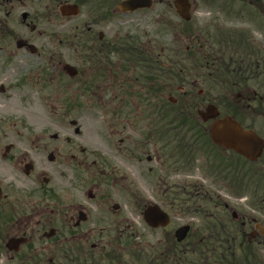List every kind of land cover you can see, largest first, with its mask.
Returning a JSON list of instances; mask_svg holds the SVG:
<instances>
[{
  "label": "flooded vegetation",
  "instance_id": "1",
  "mask_svg": "<svg viewBox=\"0 0 264 264\" xmlns=\"http://www.w3.org/2000/svg\"><path fill=\"white\" fill-rule=\"evenodd\" d=\"M73 3L83 23L75 38L58 40L63 51L50 53L32 37L37 0H2L14 16L0 18V264H97L106 246L92 240L121 212L113 198L123 191L140 208L131 176L143 182L149 164L155 163L147 173H165L169 189L193 190L187 201L208 195L199 182H168L172 173L191 172L201 144L219 155L203 153L206 174L226 195L216 198L219 214L205 217L219 231L187 223L196 233L193 250L264 264V0H188V20L176 0ZM17 12L30 29L26 40L40 46L34 54L17 46L9 27ZM181 29L190 31V45L164 48V30ZM197 29L205 32L204 45L196 43ZM34 58L46 66L34 67ZM201 58L203 75L195 71ZM165 61L190 63L187 74L177 75L174 102L165 97ZM211 105L218 118L231 117L258 137L256 159L209 144L214 120L203 114ZM40 106L49 113L38 122ZM162 193L173 195L176 212L180 193ZM182 225L161 230L174 237Z\"/></svg>",
  "mask_w": 264,
  "mask_h": 264
},
{
  "label": "rangeland",
  "instance_id": "2",
  "mask_svg": "<svg viewBox=\"0 0 264 264\" xmlns=\"http://www.w3.org/2000/svg\"><path fill=\"white\" fill-rule=\"evenodd\" d=\"M50 0H37L36 6L38 7L39 13L36 15H31V18L34 20V24L37 25V32L32 34V37L35 39V41H39V44H42L45 46L46 49L50 50V53L54 51V48L56 51L61 52L63 51V47H56L57 44L56 40L64 38L65 36H70V34H74L76 32V28L83 23V18L81 16H78L76 18H62L58 12V7H54L51 12L50 10H47L45 8L46 4L49 3ZM64 1L69 0H55L54 4H59ZM208 10L202 11V18H206L209 16ZM13 15H8L7 12L3 11L2 8V0H0V18H3L5 20L11 19ZM16 21L11 22L9 21V27H12L14 30H16L17 35L21 38H27L29 30L28 28H24L21 24L22 16L17 12L15 15ZM13 23V25L11 24ZM19 24V25H18ZM81 27V26H80ZM38 32L42 33V36H38ZM52 39L55 40V42H49L48 40ZM175 41L178 42L179 45L177 46H187L189 45V40H187L184 36H181L179 30H164V47H172L175 48L174 45ZM200 43H204V38L200 39ZM206 52V51H204ZM64 53V52H63ZM46 55V50L45 53ZM33 61L35 63L33 64L34 67L37 66H46L47 62H42V60H38L37 58H34ZM186 64V63H185ZM203 64V63H202ZM205 65V64H203ZM201 74L205 72V68H202L200 71ZM201 88L203 86L201 85ZM176 89H173L172 96H176ZM178 94V93H177ZM169 95H166V98ZM49 113V110L46 108H43L42 106L39 107V109L36 110L37 115V121L40 122L45 118V116ZM110 125L109 123H106L103 125V129L105 130V133L110 134ZM150 156L152 155V152H149ZM212 163V160H210ZM155 163L149 164V168L153 167ZM147 166V169H148ZM206 163L204 161L203 154L199 153L195 159L193 168L191 172L183 173V172H177L172 173L170 176H168V182L170 183H178V182H199L205 186V189H207L215 198L216 196H223L225 197L226 192L224 189L219 185H214L212 183L213 179L209 177L206 174ZM146 169V170H147ZM143 171V182H138L136 175H132L131 179L134 182L133 185V191L132 192H138L144 206L145 201L148 203H156L161 205L162 207H165V210L171 214V225L172 228L177 227L178 225L184 224L189 222L190 220H193L195 227L199 228L202 227L204 222L206 221L203 217V213H189L188 215H182L178 214L176 216V212L172 210L173 203V195L170 193L163 196V190L167 189L169 192H172L173 194L180 193L181 198H186L184 194L187 192H192L190 189L184 190L182 188H176V189H169L161 180V176H165V173H147V171ZM146 171V172H145ZM161 185H164L163 188ZM204 191V190H203ZM120 195H117L113 198V201L115 203H118L120 205V211L119 215H116L113 217V221L108 223L102 224L104 227H109V229H106L105 232L102 235H99L96 239L93 240V242L98 243L99 241H102V244L106 246L105 252H115L118 254H123L124 257L128 258V254L131 252L130 246L135 243H140L141 246H147L149 244H154L157 242L162 241L164 237V233L161 229L153 230L149 228L143 219V209H141L136 206L133 202L130 201V198L126 197L125 192L121 191L119 192ZM230 200V198H228ZM212 200H204L201 199L199 201V209L200 210H211L210 213H218L220 212L219 208H215L214 204L211 202ZM193 239V238H192ZM189 240L190 243L193 241ZM188 242V243H189ZM133 243V244H132ZM187 243V244H188ZM103 252L102 250H99L97 253L101 254Z\"/></svg>",
  "mask_w": 264,
  "mask_h": 264
},
{
  "label": "water",
  "instance_id": "3",
  "mask_svg": "<svg viewBox=\"0 0 264 264\" xmlns=\"http://www.w3.org/2000/svg\"><path fill=\"white\" fill-rule=\"evenodd\" d=\"M176 7L180 14H184L187 9L186 0H178ZM60 13L62 16H77L79 14V8L77 5L63 4L60 7ZM24 41H19L18 45L22 47ZM33 48V47H32ZM70 73L75 74V69L69 65L65 67ZM208 112L213 116H218L217 109L210 107ZM212 140L219 144L224 145L227 148L239 151L240 146H244L245 155H250L255 151L253 135L251 133L244 132L241 127L231 118L217 120L211 128ZM144 219L146 223L152 228L165 227L169 224V216L164 213L158 205H150L144 212ZM189 231V227H183L177 232L178 241H182L186 238Z\"/></svg>",
  "mask_w": 264,
  "mask_h": 264
},
{
  "label": "trees",
  "instance_id": "4",
  "mask_svg": "<svg viewBox=\"0 0 264 264\" xmlns=\"http://www.w3.org/2000/svg\"><path fill=\"white\" fill-rule=\"evenodd\" d=\"M169 64L170 67L163 69L165 78L173 77L176 71L175 64L180 65L177 62ZM106 258L110 264H242L237 255L192 250L187 245L178 244L171 238H165L163 245L157 243L137 249L132 253L131 260L124 259L118 254H108ZM102 261L99 264H102Z\"/></svg>",
  "mask_w": 264,
  "mask_h": 264
}]
</instances>
